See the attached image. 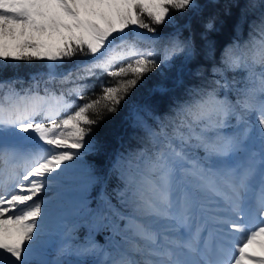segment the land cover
Masks as SVG:
<instances>
[{"label": "snow or ice", "instance_id": "snow-or-ice-1", "mask_svg": "<svg viewBox=\"0 0 264 264\" xmlns=\"http://www.w3.org/2000/svg\"><path fill=\"white\" fill-rule=\"evenodd\" d=\"M233 8L235 35L209 78L190 65L202 51L214 61L207 33L217 17L201 50L174 15H199V0H0V74L17 62L44 69L27 83L0 78V264H62L68 254L93 264H264V11L249 19L264 0H228L225 14ZM163 25L173 31L159 33ZM152 74L160 79L149 86ZM193 75L202 83L186 87ZM157 94L169 96L167 114L149 102ZM122 106L139 146L109 150L96 129ZM48 254L56 258L36 261Z\"/></svg>", "mask_w": 264, "mask_h": 264}, {"label": "trees", "instance_id": "trees-1", "mask_svg": "<svg viewBox=\"0 0 264 264\" xmlns=\"http://www.w3.org/2000/svg\"><path fill=\"white\" fill-rule=\"evenodd\" d=\"M228 0H219V2H213V0H199L201 5H204L203 12L199 15L194 14L192 11H187L185 13H174L176 16V20L178 25L183 26L184 24H189L191 28V32L195 43L198 48L203 50L205 45V40L202 38V34L205 33L206 29L204 27L207 20L211 17H217L215 27L219 29L218 31H210L207 33L208 40H211L215 43V58L213 60L207 59L203 55V51L201 55L194 61L190 67L195 71L197 67H203L206 69L205 76L211 78V68L213 63L219 65L221 53L223 49L231 43L235 32L233 31V26L236 24L237 19L240 15V8H233L232 14L226 15L224 12V4L227 3ZM248 2V0H240V7L243 8L244 5ZM260 0H257L259 3ZM264 11V8H257L254 10L252 14L249 15V19H256L259 17L260 13ZM146 32V30H141ZM173 31V28L168 25H163L158 27V32L161 34H168ZM248 33V25H244V35L247 36ZM147 35H152L151 33H146ZM184 36L189 35V31H184ZM43 62H33L29 64L28 62H17L13 66L6 68L2 74H0V78H17L19 80L24 81L25 83L30 81L31 75L36 73L37 71L44 70L41 65ZM229 77L233 75H240L239 73H229ZM160 78L156 74H152V79L149 81V86L152 83L156 82ZM171 86V82H168ZM202 83V77L199 76H189L185 78V86L193 87ZM177 94H183L184 87H178L175 90ZM147 88H138L133 93V98L137 101L143 102L147 98ZM171 95V94H170ZM149 102L155 106L157 113L167 114L169 110V96H160L155 95L150 98ZM128 116V109L124 106L121 107L120 112L117 114L109 115L106 119L98 126L96 129V136L98 140L104 143L109 150L112 149H120L124 150V148H128L129 150L136 149L139 146V141L137 140V136L142 135L138 130L132 128L130 126L129 121L126 119ZM121 145L124 147L122 148ZM90 159L97 163L101 169L104 168L106 164V156L97 155L90 157ZM117 187V182L109 177V183L107 185V190L109 193ZM100 186H97L94 190H92L93 195L97 194V191L100 190ZM104 189L102 188V192ZM96 192V194H95ZM101 192V193H102ZM113 203L119 207V204L115 197H113ZM106 239L108 240L110 233L106 232ZM105 235V234H104Z\"/></svg>", "mask_w": 264, "mask_h": 264}, {"label": "rangeland", "instance_id": "rangeland-1", "mask_svg": "<svg viewBox=\"0 0 264 264\" xmlns=\"http://www.w3.org/2000/svg\"><path fill=\"white\" fill-rule=\"evenodd\" d=\"M255 147L258 148V144L255 145ZM93 192H91L92 197H97L98 195H93ZM99 191H97V194ZM96 194V192H95ZM64 201L66 202V206L70 207L71 204L75 201V198L77 196V192L75 191L74 186L70 185L68 189L64 192ZM89 234V229L86 227L83 223H81L79 229H78V236L81 238V240L87 239V236ZM105 234V235H104ZM106 237V233L103 229H100L96 235V239L100 244H104L106 241L104 239ZM103 241V242H102ZM56 257L52 254L45 255L43 257H36V261L39 262L41 259L45 260H53ZM59 259L62 261V264H93L94 257L90 255H84V256H76L72 254L60 256Z\"/></svg>", "mask_w": 264, "mask_h": 264}]
</instances>
